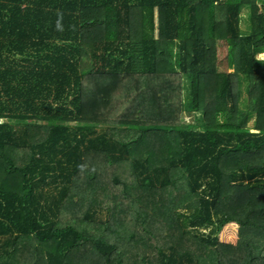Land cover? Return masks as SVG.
Wrapping results in <instances>:
<instances>
[{"label":"trees","instance_id":"1","mask_svg":"<svg viewBox=\"0 0 264 264\" xmlns=\"http://www.w3.org/2000/svg\"><path fill=\"white\" fill-rule=\"evenodd\" d=\"M260 53L264 0H0V264H264Z\"/></svg>","mask_w":264,"mask_h":264},{"label":"rangeland","instance_id":"2","mask_svg":"<svg viewBox=\"0 0 264 264\" xmlns=\"http://www.w3.org/2000/svg\"><path fill=\"white\" fill-rule=\"evenodd\" d=\"M248 14H249L248 8L247 7H244L242 9V11H241V19H240V27H241V29L243 31H247L249 29ZM223 48L224 47L218 43V52L221 51V50H223ZM259 56L260 57L264 56V53H260ZM229 69L232 70L233 68L229 67ZM245 96H246V92L243 93L242 97H245ZM184 119H185V121H190L191 120V117L189 115H185V118ZM104 125H107V124H102L101 127H103ZM103 215H104V213H103ZM236 225H237L236 226L237 227L236 229H237V239H238L239 238V234H238L239 224H238V222H237ZM221 231L222 230H220L219 233H218L219 240L220 241L222 240V242H232V241H228V240H231V239H223V238H221Z\"/></svg>","mask_w":264,"mask_h":264},{"label":"crops","instance_id":"3","mask_svg":"<svg viewBox=\"0 0 264 264\" xmlns=\"http://www.w3.org/2000/svg\"><path fill=\"white\" fill-rule=\"evenodd\" d=\"M258 3L261 4L262 3V0H258ZM230 222V221H229ZM228 223H225L224 225H227ZM239 224V223H238ZM224 226L222 227L221 230H223ZM237 235L235 238L231 239V240H228V241H232L231 243H236L237 242ZM222 241V240H221Z\"/></svg>","mask_w":264,"mask_h":264},{"label":"clouds","instance_id":"4","mask_svg":"<svg viewBox=\"0 0 264 264\" xmlns=\"http://www.w3.org/2000/svg\"><path fill=\"white\" fill-rule=\"evenodd\" d=\"M262 58H264V56H262Z\"/></svg>","mask_w":264,"mask_h":264}]
</instances>
